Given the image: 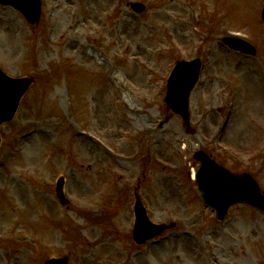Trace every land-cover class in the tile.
I'll use <instances>...</instances> for the list:
<instances>
[{
    "label": "rangeland",
    "instance_id": "obj_1",
    "mask_svg": "<svg viewBox=\"0 0 264 264\" xmlns=\"http://www.w3.org/2000/svg\"><path fill=\"white\" fill-rule=\"evenodd\" d=\"M263 10L264 0H43L33 26L0 6V67L36 78L1 129L0 264H264V212L238 204L217 221L193 157L206 149L264 191ZM198 58L187 131L165 104L167 83L178 61ZM61 176L67 206L55 196ZM137 189L151 221L177 225L142 247Z\"/></svg>",
    "mask_w": 264,
    "mask_h": 264
},
{
    "label": "water",
    "instance_id": "obj_2",
    "mask_svg": "<svg viewBox=\"0 0 264 264\" xmlns=\"http://www.w3.org/2000/svg\"><path fill=\"white\" fill-rule=\"evenodd\" d=\"M0 3L11 5L19 9L31 23H37L40 17V0H0ZM137 12L145 10L140 3L132 5ZM225 42L232 48L246 54H256V49L245 41L226 39ZM201 72L200 60L181 61L175 66L169 81L166 102L175 112L180 114L188 124L190 121L189 96L195 87ZM34 80L28 78H12L0 69V127L2 123L11 120L19 106L21 98ZM195 158L202 165L196 174L202 200L214 208L218 219L223 220L228 209L238 202H244L264 210V193L261 192L257 181L250 175L237 176L228 169L218 165L205 152H198ZM62 197L61 185L58 190ZM137 224L135 238L145 240L161 233L173 225H154L148 218L143 206L136 207ZM151 232V234H149ZM149 234V235H147ZM147 235V236H144ZM68 260H50L46 264H67Z\"/></svg>",
    "mask_w": 264,
    "mask_h": 264
},
{
    "label": "bare ground",
    "instance_id": "obj_3",
    "mask_svg": "<svg viewBox=\"0 0 264 264\" xmlns=\"http://www.w3.org/2000/svg\"><path fill=\"white\" fill-rule=\"evenodd\" d=\"M70 43H73V42H69V43L66 45V47H68V46L70 45ZM18 48H19V47H18ZM94 54H95V53H93L92 51H90V52L88 53V55H89V59H90V61L93 62V63L95 62V61H94V60H95V55H94ZM97 58H98V61L100 62V65L104 63V59H102L98 54H97ZM111 78H112V81L116 80V78L114 77V74H113V73H112ZM194 172H195V171H194ZM24 189H25V188H24ZM17 191H19L21 195H23L24 193H26V190H24V192H23L20 188H17ZM24 197H25V195H24Z\"/></svg>",
    "mask_w": 264,
    "mask_h": 264
}]
</instances>
